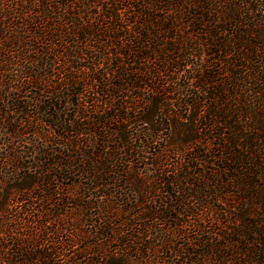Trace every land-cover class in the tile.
<instances>
[{
	"label": "trees",
	"instance_id": "1",
	"mask_svg": "<svg viewBox=\"0 0 264 264\" xmlns=\"http://www.w3.org/2000/svg\"><path fill=\"white\" fill-rule=\"evenodd\" d=\"M0 264H264V0H0Z\"/></svg>",
	"mask_w": 264,
	"mask_h": 264
},
{
	"label": "rangeland",
	"instance_id": "2",
	"mask_svg": "<svg viewBox=\"0 0 264 264\" xmlns=\"http://www.w3.org/2000/svg\"><path fill=\"white\" fill-rule=\"evenodd\" d=\"M80 245H81V244L76 245L75 248H78Z\"/></svg>",
	"mask_w": 264,
	"mask_h": 264
}]
</instances>
